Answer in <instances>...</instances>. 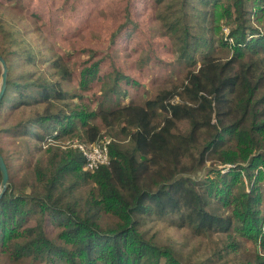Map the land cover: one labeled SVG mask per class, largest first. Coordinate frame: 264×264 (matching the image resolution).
I'll list each match as a JSON object with an SVG mask.
<instances>
[{
	"label": "trees",
	"instance_id": "16d2710c",
	"mask_svg": "<svg viewBox=\"0 0 264 264\" xmlns=\"http://www.w3.org/2000/svg\"><path fill=\"white\" fill-rule=\"evenodd\" d=\"M156 1L158 19L189 70L181 86L144 104L118 99V81L129 78L116 73L101 89L105 97L115 95L114 103L72 105L61 81L26 70L15 75L0 50L10 71L0 137L19 142L18 154L30 155L32 145L47 153L46 163L36 161L18 178L0 145L9 171L0 198V259L182 264L172 246L145 229L152 217L167 215L197 234H237L264 246V0ZM216 47L231 55L212 58ZM197 53L204 56L201 65ZM60 58L53 68L65 79ZM35 60L29 52L27 64ZM99 64L82 69L81 88L96 78ZM96 119L106 134L120 126L128 143L112 140L110 163L87 171L83 155L63 142L97 140ZM84 184L86 192L76 193ZM48 217L60 226L56 237L46 230ZM241 264H264V254L256 250Z\"/></svg>",
	"mask_w": 264,
	"mask_h": 264
},
{
	"label": "rangeland",
	"instance_id": "374dc122",
	"mask_svg": "<svg viewBox=\"0 0 264 264\" xmlns=\"http://www.w3.org/2000/svg\"><path fill=\"white\" fill-rule=\"evenodd\" d=\"M158 7L156 0H0V50L14 64L11 72L15 75L26 70L61 81L63 89L70 93L67 101L72 105L86 104L97 109L114 103L115 95L105 97L101 89L114 82L116 73L129 78L118 81L122 90L118 99L123 104H144L160 90L181 86L189 70V65L178 59L174 44L158 19ZM29 52L35 55V64H27ZM214 53L212 58L225 59L231 55V51L218 47ZM57 57L68 68L65 79L57 76L53 68ZM196 58L201 65L204 56L197 53ZM95 61L100 62L98 74L83 89L81 71ZM1 72L0 63V85ZM94 122L101 127L100 139L109 136L113 141L128 143L120 126L114 134H106L102 121ZM77 139L81 141L76 137L65 139L63 148L73 147L72 142ZM10 141V134L0 137L12 171H18L17 177L26 170L32 171L39 159L46 163L45 151H38L32 145L30 155L22 147V153L18 154L19 142ZM89 186L82 185L76 193H85ZM149 221L145 227L148 235L161 245L172 246L182 264H241L246 255L256 250L264 254V246L257 247L237 234L232 237L221 232L197 234L191 227H180L173 215L154 216ZM29 224H35L34 217ZM46 230L56 237L60 226L48 217ZM235 241L237 245L233 244ZM0 264L62 263L32 259L12 262L1 255Z\"/></svg>",
	"mask_w": 264,
	"mask_h": 264
},
{
	"label": "built area",
	"instance_id": "2783aa9c",
	"mask_svg": "<svg viewBox=\"0 0 264 264\" xmlns=\"http://www.w3.org/2000/svg\"><path fill=\"white\" fill-rule=\"evenodd\" d=\"M228 32L229 29L225 28ZM112 138L103 136L95 141H79L74 140L72 145L83 155L85 160V169L87 171H95L100 166L110 163V144Z\"/></svg>",
	"mask_w": 264,
	"mask_h": 264
},
{
	"label": "water",
	"instance_id": "95a60500",
	"mask_svg": "<svg viewBox=\"0 0 264 264\" xmlns=\"http://www.w3.org/2000/svg\"><path fill=\"white\" fill-rule=\"evenodd\" d=\"M0 63L2 64V72H1V85H0V101L6 91L7 80H8V65L5 58L0 54ZM0 170L2 173V181L0 185V198L4 194L7 189L9 183V171L4 159L3 154L0 152Z\"/></svg>",
	"mask_w": 264,
	"mask_h": 264
},
{
	"label": "bare ground",
	"instance_id": "6f19581e",
	"mask_svg": "<svg viewBox=\"0 0 264 264\" xmlns=\"http://www.w3.org/2000/svg\"><path fill=\"white\" fill-rule=\"evenodd\" d=\"M159 8V7H158ZM161 8V6H160ZM164 10V9H163ZM156 46V45H155ZM107 87V86H106ZM92 103V102H91ZM99 104V103H98ZM49 142V141H48ZM36 149V148H35ZM15 154V153H14ZM37 158V157H36ZM44 158V157H43ZM9 159V158H8ZM40 160V159H39ZM43 160V159H42ZM42 162V161H41ZM30 163V162H29ZM44 163V162H43ZM46 166V165H45ZM19 178V177H18Z\"/></svg>",
	"mask_w": 264,
	"mask_h": 264
}]
</instances>
